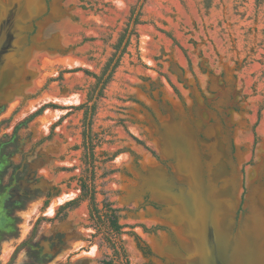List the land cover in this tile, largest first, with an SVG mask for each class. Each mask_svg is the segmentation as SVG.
Here are the masks:
<instances>
[{
    "label": "rangeland",
    "instance_id": "374dc122",
    "mask_svg": "<svg viewBox=\"0 0 264 264\" xmlns=\"http://www.w3.org/2000/svg\"><path fill=\"white\" fill-rule=\"evenodd\" d=\"M137 1L0 0V23L16 3L0 52V264L110 253L87 200L54 218L86 173L73 106L89 94L98 206L121 208L151 249L122 233L130 264H207L209 232L238 264L240 230L264 264V0H144L96 96L86 70L101 74ZM44 103L60 107L26 121Z\"/></svg>",
    "mask_w": 264,
    "mask_h": 264
},
{
    "label": "trees",
    "instance_id": "16d2710c",
    "mask_svg": "<svg viewBox=\"0 0 264 264\" xmlns=\"http://www.w3.org/2000/svg\"><path fill=\"white\" fill-rule=\"evenodd\" d=\"M144 3V0H138L137 3L131 8V12L128 18V22L126 24V27L124 31L119 36L117 42L114 45V53L111 55V57L107 60L105 63L102 72L100 75L94 74L93 72H88L86 70V73H89L97 78V84L99 81H101V85L99 87V90L97 91L96 96H100L102 93V89L105 85V83L109 80L114 68L117 66L120 56L124 52L126 46L128 45L130 41L131 35L134 33L136 24L139 23V15H140V9ZM130 27V28H129ZM130 29V31H128ZM127 36V41L125 43V46L123 50H121L118 53L119 47L121 45V42L124 38V36ZM116 55H118L116 57ZM116 57V58H115ZM114 61L113 65L112 62ZM110 68L109 73L107 76L103 79V75L105 71ZM93 92V90H92ZM91 95L87 97L86 102H83L82 104H79L77 106H73L74 109H80L85 108L84 111L85 114V120H84V129H83V148H84V160L87 164V168L85 169V175H82L78 178V184L80 187V192L76 197L70 198L66 200L63 204H61L55 213L54 218H61L63 217L68 210L76 208L80 202L87 200L88 202V211H89V221L91 222V225L95 229V234L101 233V237L103 241L106 243L107 247L110 250V253L106 256H104L101 260V264H130L129 258L127 256V252L122 244V240L120 238V235L124 232H127L134 236V239L136 241L137 247L143 252L144 255H150L151 249L148 246V244L133 230L125 231L124 227L127 226V224L121 223V208L113 206V202L111 201H103L102 206H98V202L96 201V185L94 183L95 180V170L93 166V160H94V137L92 135L91 131V116L94 112L95 103L89 105L88 101L90 100ZM58 108L57 104L54 103H44L42 104L37 110H35L29 117L26 119V121L31 120L36 115L40 114L44 109L46 108ZM89 113V117H88ZM62 120V117H60L53 125L52 128L57 125ZM52 135V130L49 132V134L46 136V138H50ZM100 141V138L98 139V142Z\"/></svg>",
    "mask_w": 264,
    "mask_h": 264
},
{
    "label": "water",
    "instance_id": "95a60500",
    "mask_svg": "<svg viewBox=\"0 0 264 264\" xmlns=\"http://www.w3.org/2000/svg\"><path fill=\"white\" fill-rule=\"evenodd\" d=\"M16 7V3H14L13 7L7 9V13L0 23V52L4 49L7 39H8V27L10 25V17L13 14ZM173 140H177L179 144L182 143L181 137H173ZM189 203V199L187 198ZM240 234L242 237L246 239V248L240 254V262L238 264H250L251 257L253 252H255L254 241L249 234L245 231L240 230ZM207 249H206V262L207 264H225L226 257L220 254V245L218 242L213 239L211 232L208 233L207 239ZM224 253V250L223 252Z\"/></svg>",
    "mask_w": 264,
    "mask_h": 264
}]
</instances>
